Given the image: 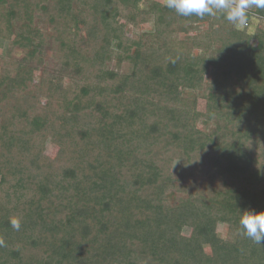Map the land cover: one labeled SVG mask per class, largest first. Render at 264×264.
Instances as JSON below:
<instances>
[{
    "label": "trees",
    "instance_id": "1",
    "mask_svg": "<svg viewBox=\"0 0 264 264\" xmlns=\"http://www.w3.org/2000/svg\"><path fill=\"white\" fill-rule=\"evenodd\" d=\"M247 11L263 25L0 0V264H264L238 231L264 211V9Z\"/></svg>",
    "mask_w": 264,
    "mask_h": 264
},
{
    "label": "clouds",
    "instance_id": "2",
    "mask_svg": "<svg viewBox=\"0 0 264 264\" xmlns=\"http://www.w3.org/2000/svg\"><path fill=\"white\" fill-rule=\"evenodd\" d=\"M165 6L180 16H196L200 19L223 12L228 22L237 30H242L249 26L247 10L250 7L264 9V0H165ZM9 223L14 230L20 231L19 217H11ZM238 223V231L242 236L264 248V211L256 212L252 209L240 211ZM5 246L6 242L3 236H0V248Z\"/></svg>",
    "mask_w": 264,
    "mask_h": 264
},
{
    "label": "rangeland",
    "instance_id": "3",
    "mask_svg": "<svg viewBox=\"0 0 264 264\" xmlns=\"http://www.w3.org/2000/svg\"><path fill=\"white\" fill-rule=\"evenodd\" d=\"M263 23H260L259 20H256L254 19L251 24L249 25V28L251 31H254L256 28H258L259 26H262ZM8 45L9 43L6 41H2L0 42V54L1 55H6V53L8 52ZM112 68H117L119 69L120 71H123L124 70V67H121L119 65H117V63L114 61L111 65ZM66 84L68 87H70L72 85V82L71 81H66ZM204 108V102H201L200 103V109L203 110ZM57 152L56 148L51 144V143H48L47 145V153L51 156H54L55 153ZM178 168V166L176 165V169ZM217 232H218V235L220 237H223V238H226L228 237V232H227V227L223 224H219L218 225V229H217ZM183 234L185 236L189 235L190 234V231L187 229V228H184L183 229Z\"/></svg>",
    "mask_w": 264,
    "mask_h": 264
}]
</instances>
